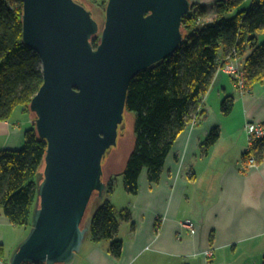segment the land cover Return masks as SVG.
<instances>
[{
  "label": "water",
  "instance_id": "obj_1",
  "mask_svg": "<svg viewBox=\"0 0 264 264\" xmlns=\"http://www.w3.org/2000/svg\"><path fill=\"white\" fill-rule=\"evenodd\" d=\"M193 1L108 0L101 29L80 1L23 0V39L44 75L30 109L48 147L30 233L8 264L75 258L88 205L107 187L103 160L125 129L130 81L181 47Z\"/></svg>",
  "mask_w": 264,
  "mask_h": 264
},
{
  "label": "crops",
  "instance_id": "obj_2",
  "mask_svg": "<svg viewBox=\"0 0 264 264\" xmlns=\"http://www.w3.org/2000/svg\"><path fill=\"white\" fill-rule=\"evenodd\" d=\"M198 1L207 12L204 23L210 24L218 0ZM214 78L200 108L206 113L204 121L196 126L189 123L178 135L159 182L149 181L145 167L135 194L126 186L108 194L106 187L92 205L88 228L99 204L109 199L115 205L116 238L124 241L122 256L110 252V240L96 242L88 232L69 264H263L264 162L245 170L243 154L249 146L248 123L264 122V82L244 91L228 73L219 72ZM229 94L236 102L225 115L221 103ZM33 119L17 107L10 119L0 120V150H18ZM215 127H220L221 136L206 146L204 141ZM107 168L108 183L114 172L110 165ZM37 197L34 211L39 206ZM30 229L15 225L0 208L4 255L0 264L8 263ZM207 249L214 250L211 258L205 257Z\"/></svg>",
  "mask_w": 264,
  "mask_h": 264
},
{
  "label": "trees",
  "instance_id": "obj_3",
  "mask_svg": "<svg viewBox=\"0 0 264 264\" xmlns=\"http://www.w3.org/2000/svg\"><path fill=\"white\" fill-rule=\"evenodd\" d=\"M77 1L86 6L83 1ZM89 1H101L105 7L108 3V0ZM23 8V0H0V120L10 119L17 107L33 115L30 105L44 81L41 56L23 39ZM193 8L183 19L181 47L130 81L126 110L135 115L137 140L124 172V183L131 194L139 190L138 181L145 167L149 170V181L159 182L166 157L178 135L196 114L199 113L201 122L205 119L206 113L198 109L219 73L217 66L228 53L235 51L242 57L249 53L243 65L247 91L264 82V40L260 39L264 33V0H218L216 17L203 27H199L198 20L207 14L206 9L195 1ZM92 39L97 46L99 37ZM235 102V96L229 94L221 103V111L229 115ZM25 131L24 144L18 150H0V208L15 225L32 227L30 219L38 198L37 181L48 143L40 138L36 119ZM220 136V127H215L209 131L204 144L212 145ZM243 155L246 163L253 155L257 164L263 163L264 137L255 140L251 150ZM114 188L111 178L107 193ZM92 217L89 227L92 240H110V252L120 258L124 241L116 238L119 216L115 205L105 199ZM3 256L1 247L0 258Z\"/></svg>",
  "mask_w": 264,
  "mask_h": 264
},
{
  "label": "rangeland",
  "instance_id": "obj_4",
  "mask_svg": "<svg viewBox=\"0 0 264 264\" xmlns=\"http://www.w3.org/2000/svg\"><path fill=\"white\" fill-rule=\"evenodd\" d=\"M81 1H83L86 4V6H88L89 10L92 11L93 16L96 17V19L99 21L101 29H103V25H104L105 20H106V16H105L106 15V7L104 5H101V3H102L101 1H99L98 3H93V2H90L89 0H81ZM190 11H194V8L191 9ZM205 20L206 19H204V17H202V18H200L198 20L199 27H203V25H206V23H204ZM182 24H183V22H182ZM100 36H101V33H99L98 37H100ZM260 38H261V40H264V33L260 34ZM248 54L249 53H247L246 56L242 57L240 55L238 56L235 53V51L231 52V53H228L227 55L228 56L230 55L231 59L228 60V56H227V58L225 60H223L221 63H219V65L217 66L218 69H217L216 72L219 71V72H222V73L224 72L226 74L227 73L230 74L228 69H226V68H229L230 66H235V67L239 66L240 69L244 70V66L243 65H244V61H245L246 57L248 56ZM230 62H232V63H230ZM244 72H245V70H244ZM216 75H218V74H216ZM243 75H244V76H242L244 78V83L243 84L238 83L234 79V77H232V78L234 79L237 88H240L241 90L247 91L246 88H245L246 77H245L244 73H243ZM200 108H201V105H200V107L198 109L199 112H200ZM198 114H196V116L190 122V124H192L193 126H196L198 123L201 122V120L198 117ZM32 116L35 119L36 114L33 113ZM124 116H125V129H123L120 132L118 144L111 148L110 153H108V155L103 160L104 161V172L105 173L108 172V168L107 167H109V165L111 166V170L114 172V176L110 177L109 181H110L111 178L114 179L115 187L117 188L118 192L121 191V188L125 187L124 172H125V169L127 168L128 162H129L128 159L131 156V153L135 150L134 148H135L136 140H137V137L135 136V126H134V124H135V115H134V113L131 112L130 110L129 111L126 110ZM257 123H259V122H257ZM247 127H248V125H247ZM248 140H249V138H248ZM246 164L247 163L244 164L245 170L249 169L246 166ZM256 165H257V163H256ZM43 168H44V166H43ZM108 174H109V172H108ZM109 181L107 183V181L105 180L107 185L109 184ZM96 199H98V194H94L93 198L91 199V201H90V203L88 205L89 206L88 207V211L86 213V216L84 217L85 218L84 224H83L84 226H86L87 222H89V214H90V211H91V209L93 207L92 205L94 204ZM30 220H31L30 224H32V222H33L32 218ZM28 226H30V225H28ZM10 260L8 261V263L10 262Z\"/></svg>",
  "mask_w": 264,
  "mask_h": 264
},
{
  "label": "built area",
  "instance_id": "obj_5",
  "mask_svg": "<svg viewBox=\"0 0 264 264\" xmlns=\"http://www.w3.org/2000/svg\"><path fill=\"white\" fill-rule=\"evenodd\" d=\"M230 59L231 58H230V55H229L228 56V60H230ZM230 63H232V62H230ZM226 69H228V71L230 72L232 77H234V79L238 83H240V84L244 83V78L242 76H244L243 73L245 74V72H244L243 69H240L239 66H236V67L235 66H230L229 68H226ZM247 130H248V133H249L248 150H251L255 140H257L258 138H263L264 137V126L261 123H257L256 121H252L251 123L248 124ZM246 166L248 168H254V166H256V161H255V156L254 155H253V157H251L250 161L246 164ZM213 253H214L213 249H207L205 251V257L211 258L213 256Z\"/></svg>",
  "mask_w": 264,
  "mask_h": 264
}]
</instances>
